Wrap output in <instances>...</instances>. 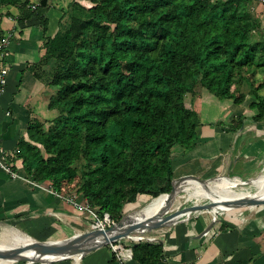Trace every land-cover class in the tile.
Returning a JSON list of instances; mask_svg holds the SVG:
<instances>
[{
	"label": "trees",
	"instance_id": "obj_1",
	"mask_svg": "<svg viewBox=\"0 0 264 264\" xmlns=\"http://www.w3.org/2000/svg\"><path fill=\"white\" fill-rule=\"evenodd\" d=\"M88 1L71 0L66 24L44 36L48 0L34 9L29 0H0L19 8L18 20L39 19L44 53L29 70L54 90L47 106L57 111L48 125L28 122L10 160L21 159L25 176L62 193L82 157L77 199L116 220L137 195L170 190L172 147L191 148L199 122L185 94L205 88L243 103L246 94L229 82L244 66L264 69V41L251 42L256 20L246 0ZM262 85L247 104L255 118H264ZM131 249L143 264L162 255L158 240Z\"/></svg>",
	"mask_w": 264,
	"mask_h": 264
},
{
	"label": "crops",
	"instance_id": "obj_2",
	"mask_svg": "<svg viewBox=\"0 0 264 264\" xmlns=\"http://www.w3.org/2000/svg\"><path fill=\"white\" fill-rule=\"evenodd\" d=\"M48 4L44 36L56 32L62 13L56 8L59 4L55 0H48ZM19 15L16 5L0 6V33L12 34L8 44L7 80L0 94V146L6 152H15L18 139L27 137L29 121L38 119L46 125L57 114L47 106L49 86L29 70L44 53L40 21L35 16L18 20ZM50 64L42 65L41 69ZM200 95L194 107L199 116L195 144L189 149L178 144L172 147L173 173L184 169V175L195 174L204 169L219 175L229 172L251 177L263 170L264 118H255L257 109L249 108V101L237 104L230 98L219 99L205 88H201ZM11 162L14 170L25 176L21 159ZM47 185L34 186L25 177H12L0 167V224H11L15 230L36 240H53L56 238L48 237L66 233L65 237H69L81 232L86 214L51 193ZM213 198L217 201L208 208L191 211L153 237L160 239L162 245V255L156 264H264L263 205L235 199L233 195L224 200ZM237 203L256 212H230ZM219 210L227 211L216 214ZM40 264L143 263L132 256L119 260L103 245L81 256L40 261Z\"/></svg>",
	"mask_w": 264,
	"mask_h": 264
},
{
	"label": "rangeland",
	"instance_id": "obj_3",
	"mask_svg": "<svg viewBox=\"0 0 264 264\" xmlns=\"http://www.w3.org/2000/svg\"><path fill=\"white\" fill-rule=\"evenodd\" d=\"M81 4L85 5V6H90L91 3L88 0H79ZM71 0H63L62 2H57L55 0V4H59L56 8L59 9L60 11L62 10V13H60V20L58 22V27L59 26H64L66 24V22L68 21V12H69V4H70ZM51 4H54L53 2ZM246 6L247 9L249 10V12L251 13V15L255 18L256 20V27L254 28V30L252 31V37H251V42H262L264 41V0H246ZM245 78H248L249 80L247 81ZM230 84V88L232 90H234L235 94H246V98H245V102L250 101L252 99L251 97V91L253 90V88L259 84H263L262 87L258 88V92L264 94V69L261 66H256V65H250V66H244L242 68H240L239 73H235L234 74V78H232V80L229 82ZM54 90L50 89V93H52ZM200 91L201 89H196L193 92H188L185 94V102L186 104H188V106L192 107L194 109V107L197 105V102L199 103V98L200 95ZM50 123V121H49ZM48 123V124H49ZM46 124V125H48ZM84 166V159L82 157H80L79 159H77L73 164L72 167L74 168L76 175L74 176V179H72L71 181H69L67 184L63 185V188L61 190L62 194H75V191L78 187V184L81 182V177H82V171H83V167ZM185 168V167H184ZM260 172H264V169L259 171ZM258 173L252 175L251 177L256 176ZM185 171L183 170H179L177 173L175 172V174L173 175L174 177H178L181 175H184ZM220 173L218 172H207L203 170H198L195 172V176H198L200 178H204V179H210L212 177H215L217 175H219ZM224 175L227 176H235L232 173L226 172L223 173ZM189 176V174H188ZM241 177L243 179H247L250 177H245V176H238ZM246 188L242 189V190H255L257 189L254 184H248L246 183L244 185ZM182 188H180V190L176 193L175 197L172 199V205L170 207L169 211L175 210V209H179L182 208L183 205H188V204H203V203H209L212 201H217L212 197L209 198H205L199 202H196L195 198L190 197V198H186L189 189H187V187L181 186ZM227 197V196H222V197H218L221 200H224L226 198H231ZM152 198V196L150 194H139L137 195V198L135 200L134 203H130L128 204L123 210L121 215L119 216L118 219L113 220L114 222H116L117 220H119L122 216H124L127 212L136 210L142 206H144L149 199ZM207 199V200H206ZM219 200V199H218ZM264 207V204H263ZM227 210H219L218 212H216V214L219 213H223ZM191 212V210H186L183 211L181 213H179L178 215H176L173 220L171 222H175L176 220L180 219L181 217H184L185 215L189 214ZM230 212H234V213H238V214H253L256 211H252L250 210V208L248 206H238L237 208H233L230 210ZM84 214H86V218L85 221H82V225L81 230L85 231V230H89L91 229V226L93 224V218L91 215L82 212ZM194 214V213H192ZM191 214V215H192ZM180 221V220H178ZM176 221V222H178ZM170 222V223H171ZM174 224V223H173ZM170 225V224H169ZM167 226L164 227H159L156 229H152V230H148V231H144V232H140V233H131L130 237H122L119 240L113 241L112 244H121L122 247L127 248L128 246L131 245L132 242H136V241H143V240H154L153 237L158 234L159 232H161L163 229H165ZM13 228V226L11 224H0V242L1 243H7V242H12L13 244L18 242V241H14V240H8V236H5V233L7 232V228ZM22 233V232H21ZM69 233H73L72 230H70ZM68 235V233L66 234H61V235H56V236H50L48 237L49 239L52 238H56V239H62L63 237L66 238L65 236ZM62 237V238H60ZM138 239V240H134V239ZM35 239V238H34ZM15 246V245H14ZM107 247H109L112 250V247L110 245V243L106 244ZM114 252V251H113ZM7 263V264H40V261H35L33 263H25L24 261H13L10 259H6V258H0V264L1 263Z\"/></svg>",
	"mask_w": 264,
	"mask_h": 264
},
{
	"label": "water",
	"instance_id": "obj_4",
	"mask_svg": "<svg viewBox=\"0 0 264 264\" xmlns=\"http://www.w3.org/2000/svg\"><path fill=\"white\" fill-rule=\"evenodd\" d=\"M188 174L174 177L171 180V188L166 194L169 196L167 205L155 214L149 215L141 220H126L125 215L122 216L116 222H112L109 226L104 228H91L89 230L81 231L70 238L63 239L61 241H50V240H36L32 244H26L22 246H15L13 248L1 249L0 258H16L18 261H24L25 263L40 261L43 259V255H53L48 262L57 259L69 258L74 254L80 256L85 252H88L94 248L112 243L113 241L119 240L122 237H130L131 233H140L159 227H164L170 224L173 218L179 213L191 210L199 209L202 207H209L212 203L203 204H188L183 205L182 208L175 209L172 211L170 207L172 205V199L175 195V187L182 182L186 181ZM193 179L204 181L206 179L200 178L193 174H189ZM252 204L258 205L264 204V197L261 199L253 200ZM241 206V204H235L234 208ZM233 209V208H232ZM231 210V209H230ZM104 239L102 242L97 243V240ZM161 242L160 239H157ZM36 250L37 255L35 258H31L24 254L25 251Z\"/></svg>",
	"mask_w": 264,
	"mask_h": 264
},
{
	"label": "bare ground",
	"instance_id": "obj_5",
	"mask_svg": "<svg viewBox=\"0 0 264 264\" xmlns=\"http://www.w3.org/2000/svg\"><path fill=\"white\" fill-rule=\"evenodd\" d=\"M246 183L254 184V186L257 189L242 190L246 188L244 186ZM184 185L187 187V189H189V192L186 198L193 197L195 198L196 202H199L209 197L213 198V197L232 196V195L237 197L235 199L245 200L247 202H253V200L255 199H261L264 197V172H260L256 176L250 177L247 179H243L238 176L231 177V176L221 174V175L212 177L210 179H206L204 181H199V180L193 179L191 176H187L185 182L179 183L175 187V195L180 190V188H182L181 186H184ZM168 201H169L168 194H166V192L161 193L157 195L156 197H152L151 199H149V201L144 206L136 210L127 212L125 215V219L126 220L127 219L128 220L144 219L147 216L155 214L158 211L162 210L167 205ZM209 203L213 204V201ZM193 210L195 209H191V211ZM7 233H8V240H14V241L16 240L18 242L14 244L12 242L11 243L10 242H7V243L0 242L1 249L13 248L15 246H22L26 244L28 245L36 241V239H34L33 237L27 234L20 233L14 228H10V229L7 228ZM70 237L71 236L66 237V238H70ZM66 238L53 239L50 241H58V240L61 241ZM103 240L104 239H99L97 240V243H100ZM127 253L128 251L126 252V254ZM24 254H26L27 256H30L31 258H35V256L37 255V251L35 249L30 250V251H25ZM76 255H79V254H74L72 255V257H75ZM53 257H54L53 255H43V259L40 261H48L50 258H53ZM6 259L18 261L16 258H6Z\"/></svg>",
	"mask_w": 264,
	"mask_h": 264
},
{
	"label": "built area",
	"instance_id": "obj_6",
	"mask_svg": "<svg viewBox=\"0 0 264 264\" xmlns=\"http://www.w3.org/2000/svg\"><path fill=\"white\" fill-rule=\"evenodd\" d=\"M38 4V0H29V6L30 9H34L36 5ZM12 34L10 32H1L0 33V94L3 92L5 85H6V76L8 72V66H7V56H8V44L11 40ZM15 152H6L1 146H0V167L6 170L12 177H25L26 180H28L31 184L34 186H42L43 184H40L36 181H34L32 178L20 175L17 171H15L12 168V162L10 160V157H13ZM47 189L64 199L66 202H68L73 208H75L77 211L85 212L92 216L93 224L91 228H104L109 226L113 220L109 218L108 213L104 212L101 217H99L98 213L91 207L89 204L84 201H79L77 199L76 194H62L59 192L54 191L49 185H47ZM134 239V238H133ZM139 239V238H138ZM134 239V240H138ZM137 242V241H136ZM112 250L114 251L117 259L123 260L126 258H130L132 256V249L131 245L127 248L122 247L121 244H112L110 243ZM125 251V252H124ZM128 253L126 254V252Z\"/></svg>",
	"mask_w": 264,
	"mask_h": 264
}]
</instances>
